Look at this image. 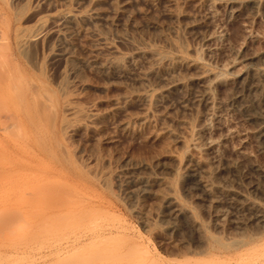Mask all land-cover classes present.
<instances>
[{"label":"rangeland","instance_id":"rangeland-1","mask_svg":"<svg viewBox=\"0 0 264 264\" xmlns=\"http://www.w3.org/2000/svg\"><path fill=\"white\" fill-rule=\"evenodd\" d=\"M0 18V264H264V0H0ZM68 103L86 116L65 135Z\"/></svg>","mask_w":264,"mask_h":264},{"label":"bare ground","instance_id":"bare-ground-1","mask_svg":"<svg viewBox=\"0 0 264 264\" xmlns=\"http://www.w3.org/2000/svg\"><path fill=\"white\" fill-rule=\"evenodd\" d=\"M4 3H5V2H4ZM64 19H65V17H64ZM68 19H69V18H68ZM0 21H4V20H2V19L0 18ZM2 24H4V23H2ZM5 25H6V23H5ZM73 25H74V24H73ZM46 28H47V27H46ZM52 34H53V33H52ZM56 35H57V34H56ZM2 36H4V35H2ZM5 37H6V36H5ZM4 39H6V38H4ZM33 39H34V38H32V41H33ZM3 41H4V40H3ZM28 42H29V40L26 41L25 39L18 40V42H17L18 50H19L20 52H25L24 50H25L26 45L28 44ZM1 43H2V42H1ZM1 43H0V44H1ZM4 43L7 44L6 41H4L2 44H4ZM30 43H32V42H30ZM6 44H4V45H6ZM50 44H51V43H50ZM28 45H29V44H28ZM30 45H31V44H30ZM171 45H172V44H171ZM1 47H3V46H1ZM5 47H7V46H5ZM30 47H31V46H30ZM7 49H8V48H7ZM112 49H113V48H112ZM173 49H174V48H173ZM3 50H4V49H3ZM5 50H6V49H5ZM26 50H27V49H26ZM100 50H101V49H100ZM0 51H1V48H0ZM28 52H29V51H28ZM28 52H27V53H28ZM95 52H96V51H95ZM104 52H105V51H104ZM25 53H26V52H25ZM29 53H30V52H29ZM33 53H34V52H33ZM101 54H102V52H101ZM154 54H155V53H154ZM3 55H4V54H3ZM9 55H10V56H8V57L12 58L14 54H9ZM11 55H12V56H11ZM24 55H25V54H24ZM24 55H23V56H24ZM27 55H28V54H27ZM31 55H32V54H31ZM31 55H30V56H31ZM0 56H1V54H0ZM27 57H29V56H27ZM13 58H14V57H13ZM24 58H25V56H24ZM163 58H164V57H163ZM1 59H2V58H1ZM7 59H9V58H7ZM7 59H6V60H7ZM14 59H15V58H14ZM14 59H13V60H14ZM16 59H17V58H16ZM32 59H33V58H32ZM9 60H10V59H9ZM13 60L11 59L10 61H13ZM168 60H169V59H168ZM168 60H167V61H168ZM4 61H5V60H4ZM17 61H18V60H17ZM28 61H29V60H28ZM167 61H163V62H162V65L165 66V67H167V66H169V65H174V66H175V65H177V64H179V63L182 62V58H180V57H177V58H176V57H175L174 59H170V61H168V62H167ZM0 62H1V61H0ZM7 62H9V61L7 60ZM15 62H16V61L14 60V64H15ZM29 62H30V61H29ZM31 63H32V62H31ZM188 64H189V63H188ZM9 65H11V64H9ZM12 65H13V64H12ZM12 65H11V66H12ZM31 65H32V64H31ZM189 65H190V64H189ZM4 66H5V65H4ZM6 66H7V64H6ZM17 66H18V65H17ZM9 67H10V66H8V68H9ZM14 68H15V67H14ZM14 71H15V73H16V70H14ZM17 71H19V70L17 69ZM5 72H6V71H5ZM8 72H9V74H10V72H11L10 68H9V71H8ZM260 72H261V71H260ZM0 73H2V72H0ZM13 74H14V73H13ZM14 75H15V74H14ZM3 76H4V75H3ZM12 76H13V75H12ZM12 76H11V77H12ZM15 76H16V75H15ZM15 76H13V77H15ZM1 77H2V74H1ZM9 77H10V75H9ZM9 77H8V78H9ZM4 78H5V77H4ZM4 78H2V80H4ZM8 78H7V79H8ZM0 79H1V78H0ZM12 79H13V78H12ZM12 79H11V82H12V83L15 82V81H12ZM15 79H17V78H14V80H15ZM9 80H10V79H9ZM4 81H5V84H4V85H6V82H7V81H6V80H4ZM261 81H262V80H261ZM60 82H61V81H60ZM65 82H66V81H65ZM1 83H2V81H1ZM21 83H22V82H21ZM10 84H11V83H10ZM13 84H14V83H13ZM15 84H16V83H15ZM19 84H20V83H19ZM12 86H15V85H11L10 87H12ZM18 86H19V85H18ZM63 86H64V84H63ZM29 87H30V86H29ZM33 87H34V86H33ZM15 88H16V86H15ZM15 88H14V89H15ZM34 88H35V87H34ZM31 89H32V88H31ZM12 90H13V89H12ZM15 90H16V89H15ZM26 90H27V89H26ZM26 90H25V91H26ZM38 90H39V89H38ZM68 90H69V89H68ZM0 91H2L1 88H0ZM35 91H37V90H35ZM35 91L33 90L32 93H37V92H35ZM9 92H10V91H9ZM15 92H16V91H15ZM11 93H12V92H11ZM11 93H10V94H11ZM13 93H14V92H13ZM16 93H17V92H16ZM21 93H22V91H21ZM21 93H20V94H21ZM14 94H15V93H14ZM66 94H67V92H66ZM0 95H1V94H0ZM33 95H34V94H33ZM34 96H35V95H34ZM34 96H33V97H34ZM36 96H37V95H36ZM1 97H2V95L0 96V98H1ZM10 97H13V96H10ZM14 97H15V96H14ZM37 97H38V96H37ZM37 97H36V98H37ZM34 98H35V97H34ZM15 99H17V98L15 97ZM12 100H13V99H12ZM3 101L5 102V100H3ZM39 101L41 102V100H39ZM0 102L2 103L1 100H0ZM70 102H71V101H70ZM37 103L39 104V102H37ZM75 103H76V102H75ZM3 104H4V103H3ZM0 105H1V104H0ZM43 105H44L43 103H42V106L40 105L41 108H42V109L40 108L41 111L43 110L42 113H44V109H47V110H48V108H47L48 105H47V106L45 105L46 107H43ZM57 105H58V104H57ZM57 105L54 106L53 108H49V111H50L51 113H50L49 111H48L47 113H50V115H52V116H49V115L47 114L48 119H47L46 116H44V118L46 117V120L52 122V121H51V118H52V119L54 120L53 123L56 122L57 117H58V106H57ZM49 106H50V105H49ZM66 106H67V108H66V112H70L69 115L71 114L72 117L74 116V117L72 118V120H73V121L76 120V121H77L76 123H78V125L76 126V124L73 123V121H72L71 119L68 121V120H67V117L64 118V127L62 126V128H63V131L65 132V135H66V133L70 132L69 129H70L71 127H72V128L74 127L73 129H76V128H77V130H78V128H79V130H80V128L83 127V125H82V123H79V120H80V118H83V119H84V117L86 116L82 109L74 107L71 103H68V105H66ZM66 106H65V107H66ZM15 107H16V106H15ZM38 108H39V107H38ZM38 108H37V110H38ZM43 108H44V109H43ZM40 109H39V110H40ZM64 109H65V108H64ZM8 110H9V109H8ZM39 110H38V112H39ZM47 110H46V111H47ZM5 111H6V110H5ZM46 111H45V112H46ZM52 111H53V112H52ZM64 111H65V110H64ZM3 112H4V111H3ZM1 113H2V112H1ZM7 113H8V112H7ZM64 113H65V112H64ZM3 114H4V113H3ZM3 114H0V115H3ZM5 114H6V113H5ZM38 114H39V113H38ZM9 115H10V114H9ZM9 115H8V116H9ZM44 115H45V113H44ZM10 116H13V115H10ZM10 116H9V117H10ZM39 116H40V115H39ZM150 116H151V115H150ZM9 117H7V118H9ZM50 117H51V118H50ZM7 118H6V119H7ZM10 118H11V117H10ZM41 118H42V116H41ZM49 118H50V120H49ZM12 119H13V118H12ZM15 119H16V118H15ZM46 120H45V121H46ZM143 120H144V119H143ZM5 121H7V120H5ZM45 121H44V122H45ZM70 121L72 122L73 125L70 123ZM10 122H11V121H10ZM10 122H9V123H10ZM41 122H42V121H41ZM44 122H42V123L45 124V125L48 124V123H46V122L44 123ZM80 122H81V120H80ZM6 123H7V122H6ZM14 123H15V122H14ZM16 123H17V122H16ZM11 124H12V123H11ZM11 124H10V125H11ZM50 124H51V123H50ZM50 124H48V125H49V128L51 129L50 126H51L52 124H51V125H50ZM74 124H75V125H74ZM80 124H81L82 126H81ZM263 124H264V123H263ZM1 125H2V124H1ZM6 125H8V124H6ZM6 125H4V128L6 127ZM13 125H14V124H13ZM13 125H11V126H13ZM18 125H19V124H18ZM8 126H9V125H8ZM8 126H7V127H8ZM16 126H17V124H16ZM54 126H56V123L54 124ZM9 127H10V126H9ZM9 127H8V129H7V128H6V129H7L8 131H11V134H12V132H13L15 129L13 128V131H12V130H9ZM14 127H15V126H14ZM52 127H53V125H52ZM10 128H11V127H10ZM15 128H16V127H15ZM72 128H71V130H72ZM259 128H260V131H261V132L263 131V133H264V127L261 126V127H259ZM16 130H17V129H16ZM79 130H78V131H79ZM5 132H6V131H5ZM14 132H15V131H14ZM16 132L18 133V130H17ZM16 132H15V134H16ZM20 132H22V131H20ZM50 132H51V131H50ZM72 132H75V133H76V130H75V131H72ZM6 134H8V132H7ZM9 134H10V133H9ZM9 134H8V135H9ZM13 134H14V133H13ZM15 134H14V135H15ZM18 134H21V133H18ZM14 135H13V136H14ZM16 135H17V134H16ZM72 135H73V134H72ZM16 137H17V136H16ZM23 137H24V136H23ZM262 137H263V136H262ZM19 138H20V137H19ZM67 138H68V137H67ZM8 139H9V138H8ZM47 139H48V138H47ZM11 140H12V139H11ZM55 142H59V141L56 139ZM263 142H264V141H263ZM1 146H2V145H1ZM23 149H24V147H23ZM0 154H1V153H0ZM41 158H42V157H41ZM65 158L68 159L67 161H70V157H69V156H65ZM6 159H7V157H6ZM1 162H3V161H1ZM21 172H22V171H21ZM11 174H12V173H11ZM13 174H14V173H13ZM30 175H31V174H30ZM31 176H33V173H32ZM18 177H19V176H18ZM24 177H26V176H24ZM12 178H13V177H12ZM28 179H29V178H28ZM34 179H37V178H34ZM8 180H9V179H8ZM29 180H30V179H29ZM37 180H38V179H37ZM4 181H5V180H4ZM13 181H14V180H13ZM24 181H25V180H24ZM32 181H33V179H32ZM38 181H39V180H38ZM9 182H10V181H9ZM15 182H16V181H15ZM22 182H23V181H22ZM42 182H44V181H42ZM13 184H14V183H13ZM15 184H16V183H15ZM15 184H14V185H15ZM29 184H30V183H29ZM19 185H21V184H19ZM8 186H9V185H8ZM10 186H11V185H10ZM25 186H26V185H25ZM36 186H39V185L37 184ZM36 186H35V187H36ZM40 186L42 187V184H41ZM18 187H20V186H18ZM32 188H33V187H32ZM32 188H31V189H32ZM36 188H37V187H36ZM36 188H35V189H36ZM5 189H6V188H5ZM11 189H12V188H11ZM22 189H23V188H22ZM28 189H29V188H28ZM28 189H27V190H28ZM31 189H30V191H31ZM0 190H1V189H0ZM8 190H9V189H8ZM18 190H19V188H18ZM33 190H34V189H33ZM33 190H32V191H33ZM41 190H42V189H41ZM43 190H44V189H43ZM43 190H42V191H43ZM5 191H6V190H5ZM10 191H11V190H10ZM13 191H14V190H13ZM16 191H17V190H16ZM16 191H15V192H16ZM32 191H31V192H32ZM42 191H41V192H42ZM45 191H46V189H45ZM45 191H43V193H44ZM11 192H12V191H11ZM31 192H30V193H31ZM3 193H4V192H3ZM9 193H10V192H8V194H9ZM22 193H23V190H22ZM25 193H26V192H25ZM27 193H29V192H27ZM48 193H50V192L48 191ZM51 193H52V192H51ZM51 193H50V195H48V194H47V195L50 197V196H51ZM8 194H7V195H8ZM23 194H24V193H23ZM35 194H38V195H39V193H36V192H35ZM55 194H56V193H55ZM233 194H234V193H233ZM17 195H18V194H17ZM38 195H34V197L36 198ZM41 195H42V193H41ZM47 195H46V196H47ZM60 195H61V194H60ZM60 195H58L57 198H59ZM67 195H68V194H67ZM71 195H73V193H72ZM87 195H88V194H87ZM5 196H6V195H5ZM19 196H20V195H19ZM39 196H40V195H39ZM43 196H45V195H43ZM52 196L54 197L55 195H52ZM64 196H66V195H64ZM7 197H8V196H7ZM10 197H11V196H10ZM23 197H24V196H23ZM23 197H22V195H21V198H23ZM41 197H42V196H41ZM41 197H39V200H40ZM53 197H52V198H53ZM60 197H61V196H60ZM66 197L70 198L69 196H66ZM29 198H30V197H29ZM55 198H56V196H55ZM68 198H67V199H68ZM5 199H6V197H5ZM26 199H28V198H26ZM33 199H34V198H33ZM46 199H47V197H46ZM50 199H51V198H50ZM60 199H61V198H60ZM60 199H59V200H60ZM63 199H64V198H63ZM67 199H65V200H67ZM70 199H71V198H70ZM28 200H29V199H28ZM31 200H32V198L30 199V201H31ZM37 200H38V198H37ZM65 200H61V202H62V201H65ZM71 200H72V199H71ZM74 200H75V202H76V198H75ZM14 201H15V200H14ZM16 201H17V200H16ZM22 201H24V199H22ZM30 201H29V203H30ZM32 202H33V201H32ZM41 202H42V201H41ZM66 202H67V201H66ZM66 202H65V203L62 202L61 205L66 204ZM68 202H69V201H68ZM43 203H44V201H43ZM51 203H52V202H50V204H51ZM53 203H55V202H53ZM53 203H52V204H53ZM85 203H86V202H85ZM22 204H23V203H22ZM24 204H26V202H25ZM44 204H45V203H44ZM48 204H49V202H48ZM50 204H49V205H50ZM67 204H68V203H67ZM67 204H66V205H67ZM80 204H81V203H80ZM80 204H79V205H80ZM82 204H83V203H82ZM46 205H47V204H46ZM57 205H58V206L55 205V206H56V209H54V211H52L53 213L51 212V214H50L49 216H44V217H46V218H47V217L51 218V219L47 218V219H49V221H50V220L52 221V219H53V223H50V222H51V221H50L49 224H51V225L54 224L52 227H54V228H56V229H57L58 226H60V224H61V227H60V229H61V228L63 227V224H64V223L62 224L61 221L66 220L65 218H67L68 215L65 214V215H66V216H65V215L62 214L60 211L58 212V210H59L61 207L59 208L60 204H57ZM66 205H65V206H66ZM38 206H39V205H38ZM40 206H42V205H40ZM43 206H44V205H43ZM50 206H51V205H50ZM55 206H54V207H55ZM71 206H72V205H71ZM52 207H53V206H52ZM1 209H2V211H3V208H1ZM6 209H8V208H6ZM6 209H5V211H6ZM10 209H11V208H10ZM12 209H13V208H12ZM12 209H11V210H12ZM35 209H36V208H35ZM57 209H58V210H57ZM88 210H89V209H88ZM0 211H1V210H0ZM76 212H78V211H76ZM80 212H81V211H80ZM100 212H101V211H100ZM108 212H109V211H108ZM84 213H85V212H84ZM95 213H96V211L94 212V214H95ZM4 214H5V213H4ZM6 214H7V211H6ZM6 214H5V215H6ZM33 214H34V213H33ZM39 214H40V213H39ZM85 214H86V213H85ZM85 214H84V216H85ZM89 214H90V213H89ZM104 214H105V213H104ZM44 215H45V214H44ZM100 215H101V214H100ZM105 215H107V214H105ZM11 216H13V215H11ZM64 216H65V217H64ZM86 216H88V214H87ZM92 216H93V215H92ZM107 216H108V215H107ZM63 217H64V218H63ZM70 217H72V216L70 215ZM80 217H81V216H80ZM93 217H95V215H94ZM99 217H100V216H99ZM109 217H110V215H109ZM109 217H108V218H109ZM46 218H44L45 220L42 219L41 224H42L44 221H45L44 223H46V222L48 221V220H46ZM62 218H63V219H62ZM77 218H79V217H77ZM84 218H85V217H84ZM89 219H90V218H89ZM102 219H103V217H102ZM1 220H2V219H1ZM69 220H70V219H68V221H69ZM83 220H84V219H83ZM94 220H95V219H94ZM107 220H108V219H107ZM73 221L75 222V220H73ZM79 221H81V218H80ZM79 221H78V222H79ZM88 221H90V220H88ZM24 222H25V220H24ZM96 222H97V221H96ZM258 222H259V221H258ZM263 222H264V221H263ZM12 223H13V222H12ZM27 223H28V222H27ZM44 223H43V224H44ZM56 223L59 224V225H57V227L55 226ZM86 223H89V222L86 221L84 224H86ZM17 224H18V223H17ZM17 224H16V225H17ZM47 224H48V223H47ZM47 224H45V225H47ZM74 224H76V223H74ZM79 224H80V223H79ZM82 224H83V223H82ZM11 225H12V224H11ZM29 225H32V224H29ZM80 225H81V224H80ZM261 225H262V224H261ZM24 226H26V225L24 224ZM69 226H73V224H72V225H69ZM41 227H42V226H41ZM44 227H45V226H44ZM98 227H99V226H98ZM64 228H66V227H64ZM67 228H68V226H67ZM75 228H76V227H75ZM76 229H77V228H76ZM2 230H3V229H2ZM44 230L46 231V229H44ZM71 230H72V229H71ZM80 230H81V229H80ZM39 231H40V230H39ZM64 231H66V230H64ZM76 231H77V230H76ZM60 232H61V231H60ZM62 232H63V231H62ZM90 232H91V231H90ZM95 232H97V231H95ZM95 232H93V233H95ZM98 232H99L100 234L97 233V235L95 234V235H91V236H89V235H87V234H86V235L77 236V237H75L76 240H75L73 243H77V244H79V242H83V241L85 242V241L90 240V239H93V238L101 239V241H103L102 239H107L106 236H105L104 234H102L100 231H98ZM46 233H48V231H46ZM70 234H71V233H70ZM2 235H3V234H2ZM41 235H42V234H41ZM253 235H254V234H253ZM256 235H257V234H256ZM110 236H111V235H110ZM121 236H122V235H121ZM111 237H112V236H111ZM111 237H109V238H111ZM113 237H114V235H113ZM13 238H14V237H13ZM47 238H49V237H47ZM68 238H69V237H68ZM131 239H132V238H131ZM1 240H2V237H1ZM22 240H23V239H22ZM107 240H108V239H107ZM111 240H112V239H111ZM215 240H216V239H215ZM29 241H30V240H29ZM35 241H36V239H35ZM45 241H46V240H45ZM61 241H62V239H61ZM64 241H65V240H64ZM91 241H92V240H91ZM93 241H94V240H93ZM93 241H92V242H93ZM97 241H99V240H97ZM97 241L95 240L94 242H97ZM101 241H100V244H102ZM117 241H118V240H117ZM23 242H24V241H23ZM66 242H67V240H66ZM108 242H109V241H108ZM16 243H17V242H16ZM116 243H117V242H116ZM238 243H239V242H238ZM89 244H90V243H89ZM104 244H105V243H104ZM219 244H220V243H219ZM5 245H6V244H5ZM10 245H11V244H10ZM91 245H92V244H91ZM110 245H111V244H110ZM221 245H222V244H221ZM242 245H244V246H249V245H251V242H250V240H248V241L244 242ZM242 245H240V246H242ZM11 246H12V245H11ZM13 246H14V245H13ZM20 246H21V245H20ZM40 246H41V245H40ZM89 246H90V245H89ZM262 246H264V245H262ZM86 247H87V246H86ZM111 248H112V247H111ZM129 248H131V247H129ZM133 248H134L133 253H138V251L135 250V248H136V249L138 248L137 245H136V247L133 246L131 249H133ZM235 248H236V247H235ZM263 248H264V247H263ZM80 249H81V248H80ZM90 249H91V248H90ZM102 249H103V248H102ZM112 249H113V248H112ZM112 249H107V250L110 251V250H112ZM254 249H255V248H253V250H254ZM78 250H79V249H78ZM107 250H104V251H107ZM114 250H115V249H114ZM138 250H139V249H138ZM145 250H146V249H145ZM145 250H144V251H145ZM95 251H96V250H95ZM100 251H101V250H100ZM102 251H103V250H102ZM144 251L142 250V252L140 251L139 253H144V255L146 256L148 250L145 251V252H144ZM74 252H75V251H74ZM84 252H85V251H84ZM97 252H99V251L97 250ZM107 252H108V251H107ZM110 252L112 253V251H110ZM82 253H83V252H82ZM114 253H115V252H114ZM129 253H130V256H133V257H134V255H132V250H131L130 252H129V250H128V253L126 252V253L121 254V257L123 258L126 254H129ZM93 254H94V252H93ZM56 255H57V254H56ZM102 255H103V254H102ZM104 255H105V254H104ZM107 255H108V254H107ZM117 255H118V254H117ZM122 255H123V256H122ZM138 255H139V254H138ZM141 255H143V254H141ZM141 255H140V256H141ZM147 255H149V253H148ZM152 255H153V254H152ZM89 256H90V255H89ZM89 256H87V257H89ZM96 256L98 257L99 255H96ZM99 257L101 258V262L104 260V259L102 260V257L105 258V256H99ZM117 257L119 258L120 255H118ZM126 257H127V255H126ZM34 258H35V257H34ZM100 258H99V259H100ZM108 258H109V259H110V258H111V259H112V258L115 259L116 257H114V255H111L110 257L108 256ZM142 258H143V257H142ZM85 259H86V258H85ZM87 259H88V258H87ZM93 259H95V258H93ZM93 259H92V260H93ZM105 259H107V257H106ZM119 259H120V258H119ZM152 259H153V258H152ZM92 260H91V262H92ZM97 260H98V258H97ZM116 260H117V259H116ZM121 260H122V259H121ZM124 260H125V259H124ZM142 260H143V259H142ZM147 260L149 261V259H147ZM154 260H155V259H154ZM261 260H262V259H261L260 257H259V258L252 259V258H249V257H247V256H245V255H242V256L239 257L238 261H236L235 263L233 262V263H234V264H258V263L261 262ZM1 261H2V260H1ZM85 261H87V260H84V259H83V262H84V263H85ZM89 261H90V260H89ZM104 261H105V260H104ZM145 261H146V260H145ZM2 262H3V261H2ZM96 262H97V261H96ZM129 262H130V260H129ZM143 262H144V261H143ZM223 262H224V261H223ZM86 263H88V262H86ZM92 263H93V262H92ZM103 263H104V262H103ZM149 263H150V264H152V263L155 264V263L153 262V260H152V262L150 261ZM149 263H148V264H149ZM230 263H231V262H230Z\"/></svg>","mask_w":264,"mask_h":264}]
</instances>
